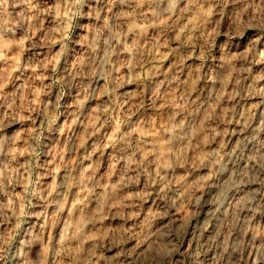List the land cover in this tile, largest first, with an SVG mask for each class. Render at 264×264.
<instances>
[{
  "label": "clouds",
  "instance_id": "clouds-1",
  "mask_svg": "<svg viewBox=\"0 0 264 264\" xmlns=\"http://www.w3.org/2000/svg\"><path fill=\"white\" fill-rule=\"evenodd\" d=\"M0 264H264V0H0Z\"/></svg>",
  "mask_w": 264,
  "mask_h": 264
}]
</instances>
